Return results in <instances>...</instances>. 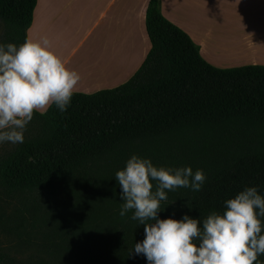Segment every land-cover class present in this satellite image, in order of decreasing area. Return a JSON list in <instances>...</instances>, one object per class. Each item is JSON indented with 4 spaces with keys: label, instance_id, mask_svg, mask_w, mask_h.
<instances>
[{
    "label": "trees",
    "instance_id": "trees-1",
    "mask_svg": "<svg viewBox=\"0 0 264 264\" xmlns=\"http://www.w3.org/2000/svg\"><path fill=\"white\" fill-rule=\"evenodd\" d=\"M35 3L0 0V43L27 39ZM144 23L150 47L128 79L93 92L74 91L65 112L52 105L33 113L23 143L0 144V233L26 239L22 207L37 194L120 192L115 172L132 154L155 166L205 173L198 191L165 190L160 218L185 212L206 217L246 186L258 185L264 195V64L212 65L162 15L159 0L148 1ZM7 200L22 207L4 215ZM73 225L95 226L81 219ZM125 235L114 242L116 252L96 261L87 248L76 263L146 264L142 254L130 255L133 243ZM14 260L0 246V264ZM24 264L60 263L35 256Z\"/></svg>",
    "mask_w": 264,
    "mask_h": 264
},
{
    "label": "clouds",
    "instance_id": "clouds-1",
    "mask_svg": "<svg viewBox=\"0 0 264 264\" xmlns=\"http://www.w3.org/2000/svg\"><path fill=\"white\" fill-rule=\"evenodd\" d=\"M80 75L51 50L49 41L0 43V144L23 143L34 112L55 105L65 112ZM202 169L191 166H155L148 157L132 154L115 172L122 201L119 215L143 225L144 237L135 241L130 255H143L146 264H264V195L246 186L224 201L220 211L206 217L188 212L160 218L165 190L201 189ZM189 208V207H188ZM192 208H189L191 211Z\"/></svg>",
    "mask_w": 264,
    "mask_h": 264
},
{
    "label": "crops",
    "instance_id": "crops-1",
    "mask_svg": "<svg viewBox=\"0 0 264 264\" xmlns=\"http://www.w3.org/2000/svg\"><path fill=\"white\" fill-rule=\"evenodd\" d=\"M148 1L36 0L27 40H37L41 29L65 17L71 28V37L64 40L69 47L63 59L66 66L87 46L97 54L95 82L76 85L74 91L114 87L133 74L150 47L144 23ZM159 9L189 35L212 65L264 64V0H159ZM75 62L69 69L89 67L85 61ZM113 67L117 69L109 70Z\"/></svg>",
    "mask_w": 264,
    "mask_h": 264
},
{
    "label": "rangeland",
    "instance_id": "rangeland-1",
    "mask_svg": "<svg viewBox=\"0 0 264 264\" xmlns=\"http://www.w3.org/2000/svg\"><path fill=\"white\" fill-rule=\"evenodd\" d=\"M66 22L69 21L65 20V17L58 18L47 30L41 29L37 35V40L47 39L51 50L62 60L68 55L69 49L64 40L71 37V28H68ZM1 28L0 23V32ZM96 55L90 46H87L80 54V58L74 56L71 59L68 68L73 65L74 59L81 65L84 61L89 64L87 69L75 70L80 75L76 85L85 86L95 82L92 78L95 70L93 58ZM100 61L98 60L96 65H99ZM112 69L117 68L109 70ZM83 81L90 82L83 84ZM118 194L119 191L116 190L97 194L81 192L79 196L77 192L65 196L41 193L35 195L26 207H22L15 200H7L3 204L4 215H11L15 208L22 207L26 239L22 240L13 232L0 233V246L15 258L14 264H24L29 257L35 256L48 257L60 264H77V260L87 252H93L96 261L100 260L110 252L117 251L114 242L120 239L122 233L126 234V238L132 241L133 245L135 241H140L144 237L143 225L129 219L132 210L123 217L119 215L122 201L119 200ZM75 219L95 226L93 228L89 225L74 226ZM261 220L264 223V218ZM258 257L263 259L264 254Z\"/></svg>",
    "mask_w": 264,
    "mask_h": 264
}]
</instances>
